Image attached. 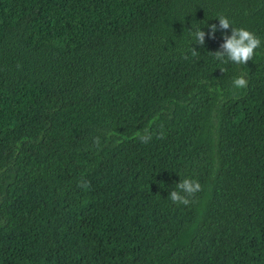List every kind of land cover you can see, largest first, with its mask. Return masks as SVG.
Masks as SVG:
<instances>
[{"label": "trees", "instance_id": "trees-1", "mask_svg": "<svg viewBox=\"0 0 264 264\" xmlns=\"http://www.w3.org/2000/svg\"><path fill=\"white\" fill-rule=\"evenodd\" d=\"M0 264H264V0H0Z\"/></svg>", "mask_w": 264, "mask_h": 264}, {"label": "clouds", "instance_id": "clouds-1", "mask_svg": "<svg viewBox=\"0 0 264 264\" xmlns=\"http://www.w3.org/2000/svg\"><path fill=\"white\" fill-rule=\"evenodd\" d=\"M216 18L219 21L220 29L227 30L231 26V35H223V42L220 44L219 50L210 52L213 58L221 64L231 62L236 65H245L249 60H253L255 50L261 47V39L252 31L244 27H232L230 20L224 15H218ZM208 27V36L214 37V34L217 31V25L211 24ZM189 34L191 42L201 46L204 45L206 34L201 28H196L195 30L190 29ZM190 52L193 57L198 55L196 48L194 47H190ZM185 59H188V57L185 56ZM220 70L221 72L223 71L221 68ZM232 84L237 89H243L247 87V80L244 76H237L232 80ZM145 132H147V130H145ZM151 138L150 134H138V139L141 143L146 144ZM158 138L163 139L164 133H158ZM93 143L98 147L100 143L99 137H95ZM77 186L82 189H89L90 183L81 178V180L78 181ZM201 189L202 186L199 181L184 178L176 184V189L170 191L168 196L172 203L187 206L191 202L190 197H193L197 192L201 191Z\"/></svg>", "mask_w": 264, "mask_h": 264}]
</instances>
